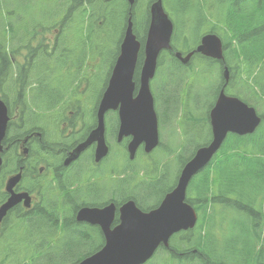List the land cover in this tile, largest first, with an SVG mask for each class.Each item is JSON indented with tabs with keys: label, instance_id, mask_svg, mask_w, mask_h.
Wrapping results in <instances>:
<instances>
[{
	"label": "trees",
	"instance_id": "trees-1",
	"mask_svg": "<svg viewBox=\"0 0 264 264\" xmlns=\"http://www.w3.org/2000/svg\"><path fill=\"white\" fill-rule=\"evenodd\" d=\"M15 1L18 2L16 7L14 5L13 9L9 10L8 0H0L3 9L0 10V20L2 22L5 20L7 27L3 28L1 25L0 30V78L4 75L7 83L8 73L12 79L14 75L15 80L9 87L17 94L24 93L26 103L29 100L36 102L30 95L41 87L39 91L41 96H37L38 109L47 112L63 100L64 94H59L55 88L68 89L67 96L70 99V88L78 85L77 80L100 78L102 65L108 69V79L119 57L130 13L135 33L142 45L144 44L150 25L149 7L156 0L146 2L147 19L142 31L138 22L139 7L144 6L141 0H134L133 6L128 0ZM164 4L170 8L171 16L182 23L180 31L175 27L173 49L180 50V44L188 47L191 34L200 37L199 41L197 40V43L187 50H194L205 32L218 34L224 42L225 64L230 71L226 93L242 98L254 106L262 117V124L255 134L243 137L229 135L219 154L191 183L187 202L196 208L199 222L194 231L181 233L183 237L179 239V246L174 244L180 234L173 237L172 251L167 252L168 260L173 262L176 255L182 253L189 258L186 264H263L261 256L264 251V0H167ZM119 5L123 8H119ZM15 15L18 16V21L12 19ZM119 23L121 26H118ZM39 30L57 31V34L53 39L45 36L36 37ZM179 32L181 35L178 37ZM114 38H117L115 51L110 44ZM25 53V60L30 65L20 68L19 73L15 75L16 62L12 60L18 61V57ZM163 57L159 60V66H162V70H166L168 75L162 85L152 90L161 124L171 126L174 130L178 129L176 121L180 112H183L184 134L190 140L179 152L174 153L182 163L180 172L194 152L212 140L208 116L202 118L205 123L202 119L198 124L187 123V111L194 116L191 120L198 117L199 96L210 82L212 89L216 80L213 107L225 85L224 67L212 59L198 55L195 58L203 63V67L195 73L198 64L193 63L189 76H194V79L185 90L183 87L187 67L183 66L172 53L167 57L165 64ZM143 60L142 50L137 71L141 69ZM88 71L90 74H87ZM137 79L138 74L135 77L136 82ZM34 85H36L34 89L30 88ZM184 90L186 102L182 106ZM160 96L163 99L157 101V97ZM3 100L8 104L6 97ZM202 131L207 133V138L203 144H198L194 141L195 135ZM168 168L164 167L158 180L142 187L143 192L150 189L156 191L158 202L166 193L173 190L177 183L179 172L173 185L162 189L167 183ZM127 169L118 174L123 175L116 183L117 189L122 192L118 193L117 196L121 198L116 202L121 204L132 199L144 211L153 208L151 206L155 205L156 201L144 204L138 191L133 193L131 183L134 179L125 178ZM74 184L75 182L70 184L68 189ZM59 188L64 192L65 184L60 182ZM76 195V192L70 193L64 198L63 205L69 212V227H76L74 214L77 208L68 201L75 199ZM226 207L235 209L231 215L239 213L245 219L238 224L244 237L236 242L233 246L235 249L232 250H228L230 242L226 248L223 246L227 219L218 211L219 208ZM29 224L32 225L31 221ZM19 225L24 231H14L16 238L19 236L17 234H20L18 244H13L12 239L6 238L3 246H0V264H79L81 260L103 247V244H98L99 247L92 252L81 251L74 256L76 260L68 263L65 248L70 251L71 244L68 247H65V243L36 244L31 238L32 227L25 220L20 221ZM53 227H56L55 221ZM254 235L257 236V240L252 242ZM188 245H191L192 249H188ZM194 251L196 256H193Z\"/></svg>",
	"mask_w": 264,
	"mask_h": 264
},
{
	"label": "flooded vegetation",
	"instance_id": "flooded-vegetation-1",
	"mask_svg": "<svg viewBox=\"0 0 264 264\" xmlns=\"http://www.w3.org/2000/svg\"><path fill=\"white\" fill-rule=\"evenodd\" d=\"M46 32L53 36L57 34V31L39 30L36 35L41 33L42 36L48 37ZM25 55L26 53L20 55L18 61L12 60L16 62L15 75L19 73L20 68L30 65L26 62ZM136 74L138 87L141 69L136 70L135 77ZM13 77L10 78L8 73L7 83L4 75L0 78V98L6 97L9 116L0 166V210L11 197V193L7 191L8 182L17 175H21V179L13 189L14 194H27L29 201L26 198L22 199L4 216H0V246H3L6 238L12 239L13 244H18L20 234H17L19 236L16 238L14 231H24L19 225L22 220L28 225L31 221L30 226L33 230L31 238L36 244L65 243V247L71 244V252L81 245H104L106 237L102 227L96 223L78 221L77 214L84 207L104 209L110 204H115L116 212L111 229L119 224V208L125 202L120 205L116 202L121 198L117 196L118 193L122 192L117 189L116 183L123 177L118 174L129 167L128 146L132 138L124 137L122 141L118 140L120 126L118 110H109L105 115L104 137L108 153L103 159L97 160L98 142L86 147L79 154H76V150L98 127L99 104L109 79L103 83L100 82V78L78 79V85L70 88V99L67 96L68 89L55 88L59 94H64L63 100L54 109L42 112L37 104V96H41L39 93L41 87L30 95L36 102L29 100L26 103L24 93L17 94L9 87L15 80L14 75ZM35 87L36 85L30 88ZM128 171L130 168L127 169L125 178ZM60 182L65 184L64 192L59 188ZM73 182L75 184L68 189ZM75 192L77 193L75 199L68 201L77 208L74 214L76 227H69V212L63 203L67 194ZM140 198L145 202L151 195L147 196L146 200L145 195H140ZM65 251L67 257L72 256L68 248H65Z\"/></svg>",
	"mask_w": 264,
	"mask_h": 264
},
{
	"label": "water",
	"instance_id": "water-1",
	"mask_svg": "<svg viewBox=\"0 0 264 264\" xmlns=\"http://www.w3.org/2000/svg\"><path fill=\"white\" fill-rule=\"evenodd\" d=\"M129 1L131 4L134 2V0ZM150 14L151 21L143 45L134 33L132 17L128 18L119 57L99 104L98 127L76 150V154L98 142L97 160L107 155L108 147L104 134L105 115L109 110H118L119 113L118 140L122 141L124 137L132 138L128 146L131 160L135 158L142 144L145 145L147 153L152 152L159 145L158 118L150 83L155 77L160 54L171 50L174 24L162 0H157L151 5ZM142 48L145 57L137 89L134 77ZM196 53L222 61L224 60L222 40L215 34H208L201 40ZM193 55L191 53L183 58L180 53L176 54L184 64L189 62ZM224 77L228 82L227 68ZM8 121L7 105L0 99V166ZM261 122L262 117L255 108L237 97L227 95L222 89L210 112L211 143L200 148L185 165L176 189L165 197L158 208L150 212H142L135 202L129 201L120 208V224L114 229H111V224L115 217V204H110L104 209L84 207L79 210L77 220L99 224L106 237L104 247L79 264H145L161 244L168 246L174 234L194 229L198 215L195 209L185 202L191 180L211 163L229 134L252 135L260 127ZM20 179L21 175H17L9 180L7 191L11 193V197L0 210V216H4L22 199L26 198L29 201L27 194H14L13 189ZM26 205L29 206L28 203Z\"/></svg>",
	"mask_w": 264,
	"mask_h": 264
},
{
	"label": "rangeland",
	"instance_id": "rangeland-1",
	"mask_svg": "<svg viewBox=\"0 0 264 264\" xmlns=\"http://www.w3.org/2000/svg\"><path fill=\"white\" fill-rule=\"evenodd\" d=\"M141 1H142V4L144 6H142V7L140 6L139 7V20H138V22H139V27H140V29L142 31L144 29L143 27L145 25V20L147 19V12H146V9H147L146 2H147V0H141ZM166 1H164V3ZM170 1H173V0H170ZM8 3H9L8 6H10L9 10H11V9H13L12 7H14V5L16 7V4L18 2L15 1V0H8ZM118 7L119 8H123L120 5ZM164 7H165L166 12L171 16L172 14H171V11H170V8L168 7V5L164 4ZM0 10L3 11L1 6H0ZM12 19L14 21L15 20L18 21V16L15 15ZM172 19H173V22L175 24L176 29L177 30H179V29L181 30L182 29L181 21L176 20V18H174V17H172ZM1 25H2L3 28L6 27L5 20H4V22H2V20H0V30H2L1 29ZM118 26H121V24L119 23ZM46 34H48V33L46 32ZM180 35H181V33L179 32L178 37ZM40 36H42L41 33H39L38 36H36V37H40ZM49 37H51V39L54 38L53 35H51V34H48V38ZM116 37H118V36H116ZM189 37H190V40H189V46L188 47H192V46L195 45V43H197L198 37H200V35L195 36L194 34H191V35H189ZM116 39L117 38H114L110 42L113 51H115V49L117 47ZM182 46H183V44H182ZM186 49H187V47H185L183 50H186ZM165 60H167V59L165 58ZM101 67H102L103 71L101 72V75H100V82L103 83L105 80H107L108 69L104 68L105 67L104 65H102ZM161 70H162V68L159 70V74L157 75V78L155 79V81L152 82V86H153L154 90H156L159 85L163 84V82L165 81V77L168 75L166 70H162V71ZM87 74H90L89 71L87 72ZM216 86H217V81L216 80L213 82L212 89H211V82L206 85L205 90L199 96V100H198V104H197L198 117L192 118V123L198 124L201 121L202 118H206L209 115V112H210V109L212 107V103H213V100H214ZM160 98H162V96L157 97V101ZM194 101H195V98H194ZM185 102H186V91L184 90L182 98H181V105L184 106ZM15 113L17 114V109L15 110ZM203 122L205 123L204 120H203ZM184 126H185V123L182 122V120H179V122H178V132H179V135H180L181 138H183ZM168 134H170V130L169 129H167L166 131L164 129H162V138L165 139L163 141V148H165L168 144H170V146L172 148H176L177 146H179L178 143L180 141H182V140H180L175 134L170 136V138L168 140L167 139V135ZM206 134L207 133L203 132V131L198 133V134H196L194 141L196 143H198V144H203L206 141V138H207ZM189 140H190V138H186L185 145L188 143ZM185 154H186V156L189 155L188 152H186ZM141 155H143V153L140 152L136 156V158L132 161V163H130V165H129V167L131 168L132 171H130V173L127 175V177H131V178L134 179V181L132 183V191L135 188H139L140 187V184H138V181H139V179L141 177H142V179L146 178V177H144V173L145 172H148L151 169L157 171V169H160V167H161V166L158 167L157 164L155 165V162L159 160L160 155H156L153 158H150L149 156H146L147 158H143V156H141ZM122 158H124V157H122ZM178 170H179V164L177 162H174L171 165L170 169H169V176L166 177V182L167 183L162 186V189H167L168 187L173 185L174 179H175V177L177 175ZM148 193L151 195V198L146 200L144 202V204H147L148 202L153 203V202L157 201L158 196H157V192L156 191L150 189L148 191ZM111 197L112 196H110V198ZM259 205H260V203H258V206ZM263 207H264V204H263ZM234 210L235 209L228 208V207H226L225 209H220V208L218 209V211H220L222 213V215L225 217V219H227V223L224 226V229L226 231V236L224 238L225 243H224L223 246H224V248H226V246L230 242V248L228 250L235 249V247H233V246L236 244V242H239L240 239H242L244 237L243 233L240 232L241 226H239L238 224L240 222H244L245 219L239 213H234L233 215H231L232 211H234ZM255 240H257V236L256 235L253 236L252 242L255 241ZM68 241H70L71 243L73 242L71 239H68ZM177 244H178V242L176 241V243L174 245L177 246ZM97 247H99V245H97V244L96 245H81V246H79L78 249H76L75 251L72 252V256H69L67 258V259H69L68 263H72L73 260H76L77 258L74 257V256L77 255L79 252H81V251L92 252ZM188 249H192V246L188 245ZM71 250L69 252H71ZM232 254H234V252ZM254 255H256V253ZM72 258H75V259H72ZM261 262L264 264V251H263V254L261 256ZM154 264H164L163 263V255L162 254H160L155 259V263Z\"/></svg>",
	"mask_w": 264,
	"mask_h": 264
}]
</instances>
